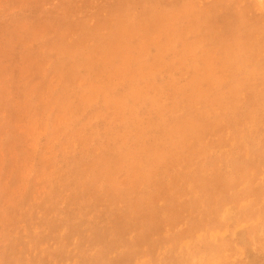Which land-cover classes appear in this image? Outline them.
Instances as JSON below:
<instances>
[{"label":"rangeland","instance_id":"374dc122","mask_svg":"<svg viewBox=\"0 0 264 264\" xmlns=\"http://www.w3.org/2000/svg\"><path fill=\"white\" fill-rule=\"evenodd\" d=\"M0 264H264V0H0Z\"/></svg>","mask_w":264,"mask_h":264}]
</instances>
